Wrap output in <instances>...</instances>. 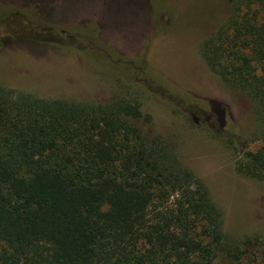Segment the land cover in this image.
Here are the masks:
<instances>
[{"label":"trees","instance_id":"obj_1","mask_svg":"<svg viewBox=\"0 0 264 264\" xmlns=\"http://www.w3.org/2000/svg\"><path fill=\"white\" fill-rule=\"evenodd\" d=\"M201 54L225 85L256 102L264 127V0H229L227 21ZM164 86L152 88L185 95ZM143 118L127 99L103 105L0 85V264H262L252 257L264 235L227 236L207 185L168 141L146 133ZM261 140L237 166L258 180Z\"/></svg>","mask_w":264,"mask_h":264},{"label":"rangeland","instance_id":"obj_2","mask_svg":"<svg viewBox=\"0 0 264 264\" xmlns=\"http://www.w3.org/2000/svg\"><path fill=\"white\" fill-rule=\"evenodd\" d=\"M228 17L229 0H0V85L51 99L139 103L149 116L139 124L204 181L227 236H263L264 180L237 167L263 144L256 102L225 85L201 54ZM169 83L185 95L153 91ZM252 259L264 264V248Z\"/></svg>","mask_w":264,"mask_h":264}]
</instances>
